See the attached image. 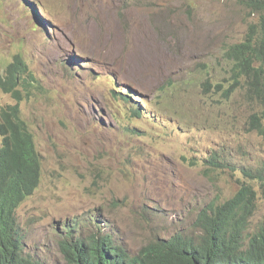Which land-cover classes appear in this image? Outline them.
I'll list each match as a JSON object with an SVG mask.
<instances>
[{"label":"rangeland","instance_id":"1","mask_svg":"<svg viewBox=\"0 0 264 264\" xmlns=\"http://www.w3.org/2000/svg\"><path fill=\"white\" fill-rule=\"evenodd\" d=\"M249 2L0 0V75L21 55L20 108L41 155L40 185L16 211L25 252L72 264L61 241L73 224L74 239L105 225L132 255L198 238L199 213L244 183V235L264 225V137L249 120L264 106L225 92V52L258 19ZM15 103L0 89V108Z\"/></svg>","mask_w":264,"mask_h":264},{"label":"trees","instance_id":"2","mask_svg":"<svg viewBox=\"0 0 264 264\" xmlns=\"http://www.w3.org/2000/svg\"><path fill=\"white\" fill-rule=\"evenodd\" d=\"M249 6L258 19L249 25L245 39L225 52L232 63V83L226 92L231 95L244 85L248 102L264 103V0H250ZM20 72H28L27 65L17 55L6 74L0 75V89L17 100L0 109V264H42L25 252L24 231L16 214L41 181V155L21 116L22 94L17 88L22 81ZM250 120L254 130L264 137L258 115L252 114ZM208 162L215 168L222 165L215 155ZM243 173L253 175L247 169ZM254 201L255 191L244 183L232 198L199 213L197 222L202 234L198 238L176 235L159 239L142 246L135 255L101 227L74 239L73 224L64 228L61 251L72 264H264V225L244 235Z\"/></svg>","mask_w":264,"mask_h":264},{"label":"clouds","instance_id":"3","mask_svg":"<svg viewBox=\"0 0 264 264\" xmlns=\"http://www.w3.org/2000/svg\"><path fill=\"white\" fill-rule=\"evenodd\" d=\"M232 66V65H231ZM230 77H231V71H230ZM231 83H232V78H231ZM231 83H230V85H231ZM230 87V86H229ZM244 87V85H240V87H238L237 89H236V91L239 89V88H243ZM229 89V88H228ZM228 89H226V90H228ZM226 90H225V92H226ZM236 91H234L233 93H235ZM232 93V94H233ZM231 94V95H232ZM231 95H228V93L226 92V96L227 97H230ZM253 102H255V101H253ZM16 103H17V100H16ZM255 103H259V102H255ZM19 104H20V102H19ZM262 106H264V103H262ZM134 111H136V112H138V110H134ZM139 113V112H138ZM136 114V113H135ZM252 114H254V113H252ZM251 114V115H252ZM257 115H258V119L260 120V122L264 125V111L263 112H260V113H256ZM137 115V114H136ZM142 115V113H139V115H137V116H141ZM21 116H22V113H21ZM250 118H251V116H250ZM250 118H249V120H250ZM252 130L253 131H255L254 130V128L252 127ZM105 227V225H102V229Z\"/></svg>","mask_w":264,"mask_h":264},{"label":"bare ground","instance_id":"4","mask_svg":"<svg viewBox=\"0 0 264 264\" xmlns=\"http://www.w3.org/2000/svg\"><path fill=\"white\" fill-rule=\"evenodd\" d=\"M92 35H96V32H94V33H91ZM245 88V87H244ZM246 89V88H245ZM25 92V91H24ZM8 94V93H7ZM257 101V100H256ZM258 102H260V101H258ZM260 103H262V102H260ZM6 107H7V105H5ZM263 107V106H262ZM1 109V108H0ZM263 111V110H262ZM251 121V120H250ZM220 202V201H219ZM24 237V236H23Z\"/></svg>","mask_w":264,"mask_h":264}]
</instances>
